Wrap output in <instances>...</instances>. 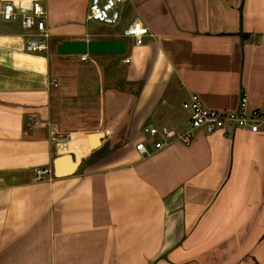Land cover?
Here are the masks:
<instances>
[{"label": "crops", "instance_id": "0c3cea01", "mask_svg": "<svg viewBox=\"0 0 264 264\" xmlns=\"http://www.w3.org/2000/svg\"><path fill=\"white\" fill-rule=\"evenodd\" d=\"M9 1L27 13L35 0ZM40 1L48 50L0 20V264H264V130L135 147L146 124L187 128L191 93L262 106L264 0H127L107 30L91 0ZM134 20L149 29L139 44L123 32ZM108 39L125 50L58 51Z\"/></svg>", "mask_w": 264, "mask_h": 264}, {"label": "built area", "instance_id": "2783aa9c", "mask_svg": "<svg viewBox=\"0 0 264 264\" xmlns=\"http://www.w3.org/2000/svg\"><path fill=\"white\" fill-rule=\"evenodd\" d=\"M127 0H91L87 11L89 20L115 24L122 18L123 6ZM47 11L40 0H35L32 9L27 13H20L9 0H0V20L12 21L21 19L22 26L28 36L26 49L28 51L48 50L52 32L46 23ZM124 35L136 37V42L142 43L143 36L149 32L147 26L140 21L130 22L124 29ZM86 59L87 56H82ZM183 106L190 111L189 126L184 130H177L168 125L143 126L144 137L136 141L135 147L141 155L150 153L148 136L154 137L156 148H161L174 139L190 143L198 129L208 132H229L228 124L233 129H246L257 133L264 130V95L262 106H251L246 93H242L239 104L234 109H218L205 104L198 93H191L190 98L184 101ZM35 124V123H34ZM31 125V124H30ZM161 136L160 138H156ZM37 180L55 178L53 167L39 166L35 168Z\"/></svg>", "mask_w": 264, "mask_h": 264}, {"label": "water", "instance_id": "95a60500", "mask_svg": "<svg viewBox=\"0 0 264 264\" xmlns=\"http://www.w3.org/2000/svg\"><path fill=\"white\" fill-rule=\"evenodd\" d=\"M121 46V48H120ZM125 41L122 39H108V40H67L59 44V52H74L83 53L89 51L90 53L97 52H123L125 50ZM102 132H92V146L97 144L96 137L101 135ZM64 154L60 152L54 159V167L58 176L64 175L66 172L61 168L63 165ZM76 161L79 162L80 158L77 155Z\"/></svg>", "mask_w": 264, "mask_h": 264}, {"label": "rangeland", "instance_id": "374dc122", "mask_svg": "<svg viewBox=\"0 0 264 264\" xmlns=\"http://www.w3.org/2000/svg\"><path fill=\"white\" fill-rule=\"evenodd\" d=\"M91 23L92 24H95V25H98V29L101 30H107L109 29L113 24H103L104 22H100V21H97V20H91ZM57 57H60L58 54L55 53V55L53 56V58L55 60H58ZM228 127H229V130L232 131L233 128H232V125L231 124H228Z\"/></svg>", "mask_w": 264, "mask_h": 264}]
</instances>
